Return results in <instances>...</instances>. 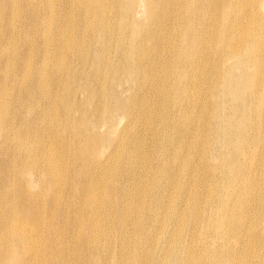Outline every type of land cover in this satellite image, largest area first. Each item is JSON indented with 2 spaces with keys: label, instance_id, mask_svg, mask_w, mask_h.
Instances as JSON below:
<instances>
[{
  "label": "bare ground",
  "instance_id": "bare-ground-1",
  "mask_svg": "<svg viewBox=\"0 0 264 264\" xmlns=\"http://www.w3.org/2000/svg\"><path fill=\"white\" fill-rule=\"evenodd\" d=\"M0 264H264V0H0Z\"/></svg>",
  "mask_w": 264,
  "mask_h": 264
},
{
  "label": "rangeland",
  "instance_id": "rangeland-1",
  "mask_svg": "<svg viewBox=\"0 0 264 264\" xmlns=\"http://www.w3.org/2000/svg\"><path fill=\"white\" fill-rule=\"evenodd\" d=\"M25 10L27 11V13H29V12L31 11V9L28 8V7H26V6H25ZM18 25H19V29H20V30H22L21 27H23V29H24V27H25L24 23H21V24L19 23ZM20 26H21V27H20ZM26 32H28V30H26Z\"/></svg>",
  "mask_w": 264,
  "mask_h": 264
}]
</instances>
